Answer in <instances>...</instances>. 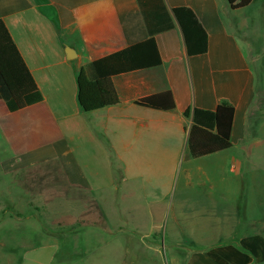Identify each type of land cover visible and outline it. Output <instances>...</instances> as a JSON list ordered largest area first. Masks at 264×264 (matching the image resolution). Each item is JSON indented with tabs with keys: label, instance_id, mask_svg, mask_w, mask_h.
Masks as SVG:
<instances>
[{
	"label": "crops",
	"instance_id": "obj_1",
	"mask_svg": "<svg viewBox=\"0 0 264 264\" xmlns=\"http://www.w3.org/2000/svg\"><path fill=\"white\" fill-rule=\"evenodd\" d=\"M165 2L196 13L208 52L189 56L179 25L160 33L162 66L99 80L106 106L86 113L78 73L149 39L138 1L0 0L43 95L16 112L0 100V264H57L56 246L29 241L48 237L32 212L95 225L117 210L130 239L172 264H264V39L249 26L264 19V0L242 16L229 0ZM165 91L173 110L136 103ZM222 101L235 107L232 147L186 159L185 112Z\"/></svg>",
	"mask_w": 264,
	"mask_h": 264
},
{
	"label": "trees",
	"instance_id": "obj_2",
	"mask_svg": "<svg viewBox=\"0 0 264 264\" xmlns=\"http://www.w3.org/2000/svg\"><path fill=\"white\" fill-rule=\"evenodd\" d=\"M149 39L124 50L88 63L77 76L78 100L86 113L100 110L106 101L98 81L121 74L160 68L162 58L156 35L179 25L185 39L189 56L204 55L209 50V36L196 13L189 7L168 9L165 0H137ZM259 0H229L233 10L246 8ZM0 100L11 112L21 104L31 106L43 101V95L22 57L5 22L0 19ZM138 105L159 110L176 107L172 92L140 98ZM192 115L186 159H196L232 147V130L235 107L222 101L215 110L188 109L185 116ZM78 225V227H80ZM76 226L71 227L74 230Z\"/></svg>",
	"mask_w": 264,
	"mask_h": 264
},
{
	"label": "rangeland",
	"instance_id": "obj_3",
	"mask_svg": "<svg viewBox=\"0 0 264 264\" xmlns=\"http://www.w3.org/2000/svg\"><path fill=\"white\" fill-rule=\"evenodd\" d=\"M247 12L244 9L238 11V16L245 15ZM249 23L253 31L255 29L260 30L256 39L262 42L264 39V19H260V16L251 17V19L249 17ZM31 212V210L22 212V219ZM2 213L0 209V221ZM32 213L38 215L48 237H43L40 242L38 241L40 238L37 241L31 238L29 241H32L31 244L36 245V247L46 243L56 246L58 254L55 261L57 264H172L169 253L160 250L156 255L154 252L151 253L140 248L135 239H130L134 236L135 230L129 219L123 217L124 215H121L118 210L117 213L110 214V218L106 222L103 220L95 225L85 221L76 224L51 225V221L46 216L47 212ZM146 214L148 217L150 216L147 212ZM110 223L112 225H108ZM80 224L81 226L78 227ZM73 226L76 228L71 230ZM40 227L42 228L41 225ZM33 228L37 229L38 225H34ZM44 240L46 242H43ZM159 245L161 249L163 244L160 243Z\"/></svg>",
	"mask_w": 264,
	"mask_h": 264
},
{
	"label": "water",
	"instance_id": "obj_4",
	"mask_svg": "<svg viewBox=\"0 0 264 264\" xmlns=\"http://www.w3.org/2000/svg\"><path fill=\"white\" fill-rule=\"evenodd\" d=\"M72 50L70 49V48H66V53H67V56H68V58H70L71 59V55H70V52H71Z\"/></svg>",
	"mask_w": 264,
	"mask_h": 264
}]
</instances>
